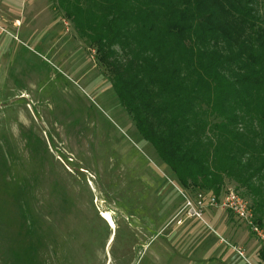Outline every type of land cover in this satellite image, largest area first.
<instances>
[{
  "label": "rangeland",
  "instance_id": "rangeland-1",
  "mask_svg": "<svg viewBox=\"0 0 264 264\" xmlns=\"http://www.w3.org/2000/svg\"><path fill=\"white\" fill-rule=\"evenodd\" d=\"M89 43L56 0H0V264H264L228 210L181 213L201 191L140 134Z\"/></svg>",
  "mask_w": 264,
  "mask_h": 264
},
{
  "label": "trees",
  "instance_id": "trees-1",
  "mask_svg": "<svg viewBox=\"0 0 264 264\" xmlns=\"http://www.w3.org/2000/svg\"><path fill=\"white\" fill-rule=\"evenodd\" d=\"M56 1L96 49L122 106L180 184L220 197L226 179L235 182L252 198L264 230L258 0ZM31 230L38 237L35 221Z\"/></svg>",
  "mask_w": 264,
  "mask_h": 264
},
{
  "label": "built area",
  "instance_id": "built-area-1",
  "mask_svg": "<svg viewBox=\"0 0 264 264\" xmlns=\"http://www.w3.org/2000/svg\"><path fill=\"white\" fill-rule=\"evenodd\" d=\"M207 208H223L228 210L233 216L246 222L250 225L255 232H257L264 244V231L256 228L254 225V213L249 203L235 190L228 189L220 197L214 194L198 193L194 201H187L181 213L187 218H202L203 212ZM181 215V214H180ZM179 216V215H178ZM177 216V218H178ZM183 222L182 219L178 220V224ZM240 256H244L243 251H238Z\"/></svg>",
  "mask_w": 264,
  "mask_h": 264
},
{
  "label": "bare ground",
  "instance_id": "bare-ground-1",
  "mask_svg": "<svg viewBox=\"0 0 264 264\" xmlns=\"http://www.w3.org/2000/svg\"><path fill=\"white\" fill-rule=\"evenodd\" d=\"M104 216L107 218V220H110L111 221V216L109 214H104ZM109 221V222H110ZM113 224V223H112Z\"/></svg>",
  "mask_w": 264,
  "mask_h": 264
},
{
  "label": "crops",
  "instance_id": "crops-1",
  "mask_svg": "<svg viewBox=\"0 0 264 264\" xmlns=\"http://www.w3.org/2000/svg\"><path fill=\"white\" fill-rule=\"evenodd\" d=\"M20 22L19 21H17V24H19Z\"/></svg>",
  "mask_w": 264,
  "mask_h": 264
}]
</instances>
